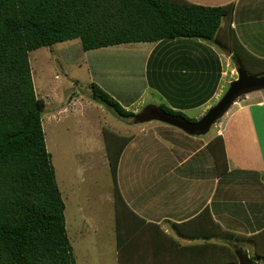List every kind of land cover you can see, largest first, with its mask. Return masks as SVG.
Here are the masks:
<instances>
[{
    "label": "crops",
    "instance_id": "obj_1",
    "mask_svg": "<svg viewBox=\"0 0 264 264\" xmlns=\"http://www.w3.org/2000/svg\"><path fill=\"white\" fill-rule=\"evenodd\" d=\"M192 2L211 6L233 3V15L222 21L219 34L232 35L245 47L247 52H239L248 56L247 61L240 60L242 66L257 63L255 58L264 59V0ZM227 39V43L220 42V35L211 41L175 39L173 51L167 57H164L165 42H151L142 83L146 85L144 91L159 101L149 100L147 104H164L201 119L202 116L187 112L209 107L208 102L218 93L225 68L233 66L232 70L238 72L233 63L234 44L231 45L230 37ZM157 50L160 57L152 61ZM160 60L166 62L165 71L157 75L147 73ZM218 64L219 70L215 67ZM216 78L217 84L211 90L210 84ZM172 82H176L175 89L171 87ZM118 97L122 103L127 100L126 107L134 108L137 99H141L138 103L144 102L142 95L131 97L124 91ZM263 110L264 89H259L235 100L220 118L214 135L207 136L212 126L205 132H188L162 120L141 122L137 133L129 131L132 138L123 152L134 155L138 161L132 183L124 171L123 186L125 190L135 186L140 193L124 200L123 205L128 209L124 212L126 216L118 218L117 211L113 212L112 226L116 231L108 233L117 237L114 240L117 258L123 253L125 264H197L199 258H203L201 264H212L214 256L216 264H240L238 254L237 262L227 259L226 254L230 257L229 247H232L234 252L241 251L257 264H264L262 258L256 257L264 256V202L254 196L264 189ZM147 132L158 136V144L148 147L149 158H144L147 151L142 152L139 147L132 151V147L140 146L145 137L143 133ZM217 136L223 138L224 154L214 150ZM88 218L93 223L92 217ZM213 219L243 237L234 241L215 237ZM114 222H120L122 233H117Z\"/></svg>",
    "mask_w": 264,
    "mask_h": 264
},
{
    "label": "trees",
    "instance_id": "obj_2",
    "mask_svg": "<svg viewBox=\"0 0 264 264\" xmlns=\"http://www.w3.org/2000/svg\"><path fill=\"white\" fill-rule=\"evenodd\" d=\"M234 7L188 0H0V264H77L66 226V203L46 146L43 102L35 91L30 51L75 38L81 39L84 50L182 38L211 41L218 38L222 21L231 19ZM232 44L236 58L247 61L248 56L239 55L246 51L240 41L232 39ZM255 59L264 67V59ZM246 68L240 69L251 76L264 73V69L249 73ZM92 88L93 98L123 120L145 122L164 115L189 124L198 121L164 104H150L136 115L97 83ZM131 138L106 132L114 175ZM213 145L224 154L221 136ZM116 201L117 206L124 204L117 188ZM212 223L215 237L230 241L243 237L214 219ZM121 245L119 240L120 251ZM229 249L227 259L237 262ZM125 259L120 254L119 264ZM248 262L257 264L250 257Z\"/></svg>",
    "mask_w": 264,
    "mask_h": 264
},
{
    "label": "rangeland",
    "instance_id": "obj_3",
    "mask_svg": "<svg viewBox=\"0 0 264 264\" xmlns=\"http://www.w3.org/2000/svg\"><path fill=\"white\" fill-rule=\"evenodd\" d=\"M189 1L192 2V0ZM218 35H220V42L225 43L228 37L236 38L232 35L225 37L223 33ZM173 40L175 39L165 41L167 53L164 57L170 56V50L173 51ZM150 45L151 42H135L84 50L81 39L75 38L30 51L35 91L43 102L42 122L46 146L52 154L56 178L66 203V226L77 264H119V257L117 258L114 249V240L117 237H112L111 233L112 230L116 231L112 226V218H114L113 212L118 213L119 210L123 211V214L119 216L117 214L116 217L126 216L124 212L128 209H125L123 203L121 206H116V188L126 201L130 199V196L134 198L140 193L135 186H131L130 190H125L123 186L125 185L124 171L128 172L127 180L132 183L137 169L135 162L138 158L123 152L114 175L108 157L105 135L109 131L123 136L129 135V131L137 133L141 122L134 123L120 119L108 107L93 98L92 85L97 83L119 101L121 98L118 94L121 91L130 94L131 97L142 95L144 102L138 103L141 99L136 98L138 101H135L134 108L125 106L127 100H124V103L120 101L126 109L135 112L136 115L143 112L150 104L157 106L158 104L155 103L147 104L149 100L156 102L159 100L151 97L148 91H144L146 85L142 83L145 78L146 58L149 57ZM233 55L236 56V52ZM155 57H160L158 50L154 52L152 61L156 60ZM233 59V63L239 70L240 60ZM165 65L166 62L160 60L158 65H151L147 73L150 75L163 73ZM215 67L219 70V64ZM232 68L233 66L225 68L218 93L208 102L209 107L187 112L188 115L196 114L203 117L221 101L231 83L236 80L233 78H239L238 72L236 73ZM246 69L252 73L264 67L263 63L258 64L253 61ZM175 84L176 82L171 83L173 89ZM216 84L217 78L211 82V90ZM160 101L163 100L160 99ZM154 111H149V114L154 115ZM262 114L264 115V110ZM220 118L221 116L213 123L207 136L216 133ZM150 120L161 119L153 117ZM143 135L145 137L141 145L133 146L132 151H136L139 147L142 152L147 151L144 158H149L148 147L158 144V136H153L151 132L143 133ZM262 145L264 148V140ZM158 150L161 152V148ZM254 196L255 199L258 198L264 202V189L259 190L258 194L254 193ZM88 217H92L93 223ZM108 220L111 222L109 223ZM114 223L117 225V233H122L123 228L120 222ZM108 231L111 232L108 233ZM235 255L237 256V253Z\"/></svg>",
    "mask_w": 264,
    "mask_h": 264
},
{
    "label": "water",
    "instance_id": "obj_4",
    "mask_svg": "<svg viewBox=\"0 0 264 264\" xmlns=\"http://www.w3.org/2000/svg\"><path fill=\"white\" fill-rule=\"evenodd\" d=\"M239 78L234 80L228 91L225 93L221 101L209 110V112L199 119L195 124L184 123L176 118L159 117L161 120H166L169 123L184 127L186 130L195 129L192 132H205L208 130L216 120L230 108L237 98L243 94L251 91L264 89V75L251 76L244 70H238ZM192 127V128H190ZM240 264H248V257L241 251H237Z\"/></svg>",
    "mask_w": 264,
    "mask_h": 264
}]
</instances>
